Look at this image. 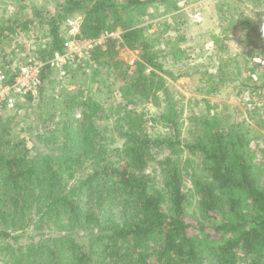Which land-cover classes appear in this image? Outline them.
I'll list each match as a JSON object with an SVG mask.
<instances>
[{
    "label": "trees",
    "instance_id": "16d2710c",
    "mask_svg": "<svg viewBox=\"0 0 264 264\" xmlns=\"http://www.w3.org/2000/svg\"><path fill=\"white\" fill-rule=\"evenodd\" d=\"M154 1L56 3L46 21L48 40L33 51L37 57L62 50L60 27L78 13L81 37L119 29L122 45L138 50L139 58L133 64L115 58V40L108 39L91 52L86 90H67L46 68L38 101L56 85L57 96L46 103H57L48 111L39 107V118L50 116L43 121L52 129L35 131L30 148L16 127L17 109L0 111V264H264V143L252 148L259 138L264 142V133L203 98L206 111L189 114L183 135L184 96L167 85L164 75L172 73L157 58L164 52L177 62L184 51L177 40L158 51L134 20ZM25 8L19 3L15 16L0 21V45L11 41L18 26L28 29L32 20L17 21ZM30 9L42 17L38 7ZM237 22L252 28V36L242 39L253 45L245 55L261 58L264 26L258 30L247 17ZM214 42L220 43L218 35ZM221 64L239 71L235 56ZM67 69L69 80L85 74L83 66ZM225 71L208 74L206 94L218 92ZM99 76L115 85L107 92L117 89L125 101L108 109L116 115L103 127L97 122L106 96L93 91ZM242 81L239 86H246ZM148 103L154 111H144ZM78 109L80 118L74 116ZM256 113L264 130V107L254 103ZM149 123L162 131L151 132Z\"/></svg>",
    "mask_w": 264,
    "mask_h": 264
},
{
    "label": "rangeland",
    "instance_id": "374dc122",
    "mask_svg": "<svg viewBox=\"0 0 264 264\" xmlns=\"http://www.w3.org/2000/svg\"><path fill=\"white\" fill-rule=\"evenodd\" d=\"M62 1L0 0V21H5L11 15L15 16L19 3H25L27 8L18 14L17 21L32 20L28 24L27 30H22L18 26L17 33L11 41L6 38L5 41L8 42L0 45V61H19L25 55L32 53L38 44L43 43L42 40H48L44 36L48 31L46 21L54 13L56 3ZM116 1L122 3L124 0ZM31 5L39 8L42 17L32 15ZM263 10L264 0H155L148 5L145 13H136L134 20L139 23L138 25L145 27V35L158 51H165L167 42L174 40L179 42L184 51L182 59L177 62H171L168 57L164 58V52L156 53L159 55L157 59L164 62L165 67L172 73V76L164 75L167 85L177 91V96L179 93L184 96L179 105V107H183L181 116L183 135L187 134L188 122L186 119L189 114L192 111H206L207 105L203 101L199 102L203 98L208 99L211 106L216 104L214 109L220 110L222 114L232 115L236 120H245L249 127H254L264 133L263 128L258 123L261 113L251 114L254 103L258 104L259 107H264V90L260 89V84L264 83V54L261 58H248L245 55L248 50L252 49L253 45L245 43L242 39L245 33L252 36V28L248 25L242 27V24L237 22L247 17L260 30L264 26L262 21L264 17L260 19V13ZM70 17L80 18L81 16L74 13ZM64 27L63 23L60 28L64 30ZM215 35L220 37L218 44L214 42ZM115 49L117 51L115 58L126 61L128 64H133L139 58L138 50H130L124 47L122 40L115 39ZM230 56L236 58L238 73L237 70H231L234 68V64L227 66L221 64V60ZM221 68H225V72L229 74L227 79L223 81L218 92L206 94L209 89L208 86L212 82H206L208 74H217ZM91 72L92 69L88 74H78L72 76L70 80L67 78L59 79V83L67 90L77 87L86 90L88 87L85 82H89L88 75ZM236 77L239 79L238 81L242 79L246 86H239ZM113 78H115L114 75L110 76L108 81ZM214 81L216 82L217 79ZM116 82L121 83L118 79ZM108 86L110 88L115 85L106 82L104 76H99L97 82L94 83L95 89L93 91L96 93L98 90L101 97L106 96V98L101 99L105 101L103 107L106 110L99 112V114L104 113L103 118L97 122L100 127L110 123V119L115 118V112L113 115L108 114L110 107L116 108L118 105L125 104L117 89L107 92ZM56 87L55 85L49 90V97L45 96L42 100L40 98L39 101L38 99L36 101L31 100L30 103L23 101L15 108L18 115L16 127L29 148L34 141L35 131L42 133L52 129L50 121H43L44 118L50 120V116L44 114L39 118V113L42 111V108L39 107H44L47 111L51 108L50 104H53L54 101H49V105L46 101L52 96H57L58 88L55 90ZM128 108L133 109V106H127ZM149 110H155L152 103H148L144 107V111ZM57 119H59L58 115L55 116L54 121ZM29 125L34 126L36 130H27L26 127ZM150 125V127H154L151 128V132L162 131L160 125L154 123ZM257 141L253 142V149L262 147L264 143L261 138Z\"/></svg>",
    "mask_w": 264,
    "mask_h": 264
},
{
    "label": "built area",
    "instance_id": "2783aa9c",
    "mask_svg": "<svg viewBox=\"0 0 264 264\" xmlns=\"http://www.w3.org/2000/svg\"><path fill=\"white\" fill-rule=\"evenodd\" d=\"M64 26L65 40L61 51L55 50L46 59H41L32 52L7 66L0 64V111L16 108L28 98L32 101L39 99L43 85L42 73L46 68L58 79L71 76L68 67L83 66L84 73L88 74L93 65L91 52L108 39L121 40L119 29L103 32L96 38L81 37L79 17H67ZM74 116L80 118L81 110H76Z\"/></svg>",
    "mask_w": 264,
    "mask_h": 264
}]
</instances>
